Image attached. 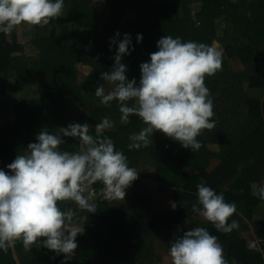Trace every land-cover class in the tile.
<instances>
[{"label": "trees", "instance_id": "1", "mask_svg": "<svg viewBox=\"0 0 264 264\" xmlns=\"http://www.w3.org/2000/svg\"><path fill=\"white\" fill-rule=\"evenodd\" d=\"M196 2L203 4L197 14L191 8ZM106 5L110 11L109 26L100 30L93 0H65L64 15L43 28L38 27V37L33 40L39 50L36 58L26 57L20 45L0 33V94H22L33 87L38 93L32 101L18 102L13 118L0 126V161L3 162L0 169L10 172L7 165L18 154H26L27 145L37 142L36 137L43 129L58 132L68 126L70 119L65 115V106L70 97L83 108L94 127L105 116L116 122L115 128L106 130L105 135L127 156L131 168L153 167L154 179L174 189L177 207L169 214L158 215L153 210L151 194L136 182L141 192V200L134 204L140 213L136 224L128 219L133 209H112L106 201L96 202V213L79 214L85 217V232L77 237L76 255L69 264H125L131 259L129 254L144 249L152 258L154 240L162 226L176 224L184 231L194 228L192 215L198 214L192 212V205L197 201V186L201 183L216 192L226 185L233 191L247 190L242 194V201L248 208L241 212L251 220L258 200L252 198L250 188L261 179L264 169V106L246 96L247 89L264 88V0H106ZM70 21L76 22L82 32L72 30L68 26ZM223 22L229 24L232 32L221 69L205 80L213 98L215 128L202 131L198 137L202 147L193 152L157 131L147 147L129 149V136L139 133L145 124L136 115L130 116L128 124H120L117 104L104 106L95 96L101 84L106 91L111 90V85L103 81L101 75L114 66L117 45L111 44L112 38L117 32L121 34L120 40L125 33L131 35L135 50L130 49L131 55H125L122 63L127 66L129 80L136 79L139 83L140 65L149 62L150 54L158 51L157 42L162 37L170 35L211 45L216 37L215 26ZM51 29L58 30L59 36L51 35ZM137 34L143 35L141 43L136 42ZM234 58L244 65L242 72L231 68L229 60ZM81 63L91 66L89 75L81 76L78 69ZM244 105L251 109L247 120L242 114ZM64 139L61 151L80 150L74 138ZM214 146L220 149L219 153L212 152L210 147ZM216 158L222 159L223 164L209 174L210 162ZM245 158L253 159L257 168H249L241 178L236 175V165ZM141 174L149 176L146 170ZM94 188L102 193L103 185L97 182ZM233 194L227 196L234 198ZM59 206L62 210L68 209L67 202H60ZM253 226L257 235L264 237V223ZM204 228L215 235L212 224ZM230 241V253H237V240ZM235 256L228 262L261 261L259 254L249 251ZM61 261L54 252L43 247L33 246L32 251H26L22 241H17L6 252L0 250V264H61Z\"/></svg>", "mask_w": 264, "mask_h": 264}, {"label": "clouds", "instance_id": "2", "mask_svg": "<svg viewBox=\"0 0 264 264\" xmlns=\"http://www.w3.org/2000/svg\"><path fill=\"white\" fill-rule=\"evenodd\" d=\"M64 7L65 0H0V33L9 34L21 24L43 28L62 17ZM120 36L117 32L111 40L117 45L114 66L101 75L111 90L101 84L95 96L104 106L117 104L120 124H128L132 115L145 124L139 133L129 136V149L147 147L150 137L159 131L183 148L198 151L202 131L215 128L213 98L205 80L221 69L223 50L215 42L209 45L166 35L157 42L158 51L150 54V61L140 65L137 83L129 80L122 63L125 55H131L130 49L135 50L131 35L125 33L122 40ZM142 41L143 35L137 34L136 42ZM115 126L105 116L95 125V137L87 123H69L58 132L45 128L38 133L37 142L27 145L26 154H18L7 165L10 172L0 169V250L6 252L22 241L26 251L43 247L63 255L61 264H69L76 255L77 237L85 232L79 212L96 213L92 186L103 185L105 200H124L126 189L138 179L139 172L105 135ZM64 137L77 138L80 150L61 151ZM254 194L264 200V186ZM68 201L75 209L62 210L59 203ZM171 207L175 210L176 203L171 202ZM192 212L223 233L239 227L237 220L229 222L237 212L236 204L226 202L223 193L206 183L197 186ZM170 244L171 264H227L218 238L204 227L183 232Z\"/></svg>", "mask_w": 264, "mask_h": 264}, {"label": "crops", "instance_id": "3", "mask_svg": "<svg viewBox=\"0 0 264 264\" xmlns=\"http://www.w3.org/2000/svg\"><path fill=\"white\" fill-rule=\"evenodd\" d=\"M202 2H196L192 3V11L197 14L201 11L202 9ZM110 12V11H109ZM103 30V29H100ZM232 32V28L229 26V24L223 22L219 23L218 25L215 26V43L218 45L220 49L223 50V55L226 53V49L229 45V37L230 33ZM231 68L235 72H242L244 70V65L241 63V61L237 58L229 60ZM79 65H82L79 64ZM85 67H89L88 65L84 64ZM90 68L89 73L92 71V68ZM79 71L80 68H78ZM81 73V72H80ZM84 74L85 76L89 75ZM23 94V93H22ZM22 94H4L1 95V97H9L14 95V97H19ZM32 100L37 98V91L32 93ZM246 96L253 101L259 102L264 106V88L263 87H256V88H250L247 89ZM24 100V99H23ZM22 101L19 100L15 103L12 112L9 110L8 118L5 119L4 117L1 118L0 120V126H2L7 120L13 118V113H14V108L18 102ZM262 106V107H263ZM264 112L262 111V115L264 117ZM242 114L247 120V118H250L249 115L251 116V109L249 108L248 105H244L242 109ZM6 115V116H7ZM11 115V116H10ZM65 115L70 119V123H80L84 124L87 123L90 125V134L95 137V127L91 124L89 121V118L86 116L87 114L83 110V108L77 103V101L73 98L68 97L66 99V106H65ZM10 116V117H9ZM262 117V116H261ZM262 117V118H263ZM257 121H259L257 119ZM75 141L79 144V140L77 138H74ZM80 148L81 145L79 144ZM212 152L219 153L220 149L217 147H210ZM246 161V162H242ZM223 162L222 159H212L208 168V173L212 174L215 173L221 166ZM263 165H264V159H263ZM237 168H236V175L239 177H243L244 173L249 169V168H257L254 166V160L250 159L248 160L245 158V160H241L240 162L237 163ZM4 169V168H3ZM5 170V169H4ZM138 173V179L133 182L131 187L126 189V196L124 200H115V201H108L105 200L102 196V193H99L95 188L94 185L92 188L95 190L96 195H95V203L98 201H106L110 203V206L112 209H120V208H129L133 209L130 215H128V219H130L131 223L138 222L140 219V213L138 210L134 208V204L138 201L141 200V192L137 188V183L139 182L141 185V188H145L148 190V192L151 194L152 197V206L153 210L156 214L158 215H164V214H169L173 208L171 207V202H174V189L168 186H164L161 183L157 182L154 177L156 174V171L153 167L150 166H145V167H140L138 169H135ZM147 171L149 176H143L141 173L144 171ZM262 176L261 179L258 181H255L253 183L252 187L250 188V194L252 198L255 200H258L257 207L254 209L253 214H252V219L249 220L242 212L241 210H245L248 208V205L246 202L242 201V194L245 195L247 193V190L245 189H236L232 190L229 185H226L224 188L221 189V191H218L217 193H223L225 197V201L228 203H235L237 206V212L234 214L236 216L231 217V219H235L239 223V227L237 229H234L231 233H223L221 231H215V235L218 238V242L222 245L223 250H224V257L227 261V264H239L236 262V260L228 262V260L232 257V255L235 256V254H246L247 251L254 253V254H259L261 256V261H255V262H250L248 264H262L264 259H263V252H264V237H259L255 231V228L253 226L254 223H264V200H261L257 194H254L256 190L260 186H264V169L262 170ZM255 186V188H254ZM162 188H165L166 190L163 191ZM234 193V194H233ZM235 195L234 198L228 197L227 195ZM68 208H73L75 209V205L68 201ZM82 212H79L81 214ZM86 215V214H85ZM192 222L194 225L192 227H206L211 224V222H208L204 220L203 217L199 215H192ZM82 226L85 228V217L80 221ZM136 224V223H135ZM239 233H236V232ZM184 229H181L180 226L175 225H164L161 227V229L158 232L157 238L154 240V245H153V254L152 258L149 256V252L142 250V252H132L129 254L131 259H127L125 261V264H171V258L168 255L169 252V244L168 242L173 241L177 236H180L183 234ZM235 235H238V238H235ZM107 237V236H106ZM237 240L235 242V249H238V252L234 254L230 253L231 250V241L230 240ZM170 240V241H169ZM227 241V242H225ZM229 241V242H228ZM107 241L105 240V243ZM250 245H254V247H250ZM235 256L234 258H236ZM59 259L63 260L64 256H58ZM109 256L107 257V259ZM136 259H141L142 263H138L135 260ZM148 263H147V261Z\"/></svg>", "mask_w": 264, "mask_h": 264}, {"label": "rangeland", "instance_id": "4", "mask_svg": "<svg viewBox=\"0 0 264 264\" xmlns=\"http://www.w3.org/2000/svg\"><path fill=\"white\" fill-rule=\"evenodd\" d=\"M93 8L95 12L99 15V29H104L109 26V8L106 5V0H93ZM64 15V13H63ZM129 14L126 16L125 20H128ZM68 26L77 32H82L81 29H79L76 25V22L70 21L68 22ZM38 27L39 26H30L27 24H21L16 27L15 30H13L11 33L6 34L7 39L10 42L16 43L20 45L24 52L23 54L28 58H36L38 57L39 50L34 45L33 40L38 37ZM40 28V27H39ZM51 35L59 36L58 30H52L50 31ZM21 55V54H19ZM89 66V65H88ZM91 67V66H89ZM89 67H85L83 64L78 65V68H80L81 76H85L84 74H88L90 71ZM36 91V87L28 88L21 96L14 97V95L9 96L5 98L4 96H0V120L2 117L5 119L8 118L9 110H11L15 105V103L19 100L26 99L28 101H32V93ZM2 95V94H1ZM7 115V116H6ZM11 116V115H10ZM9 116V117H10ZM88 117V115H86Z\"/></svg>", "mask_w": 264, "mask_h": 264}, {"label": "built area", "instance_id": "5", "mask_svg": "<svg viewBox=\"0 0 264 264\" xmlns=\"http://www.w3.org/2000/svg\"><path fill=\"white\" fill-rule=\"evenodd\" d=\"M3 167V162L2 161H0V168H2ZM92 190L95 192V190L92 188ZM96 193V192H95ZM263 259H264V252H263ZM262 264H264V261H263V263Z\"/></svg>", "mask_w": 264, "mask_h": 264}]
</instances>
